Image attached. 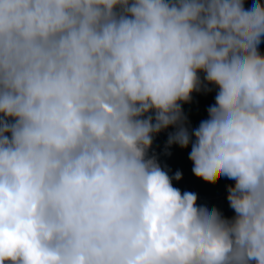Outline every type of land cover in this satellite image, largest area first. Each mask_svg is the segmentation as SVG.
<instances>
[{
    "label": "clouds",
    "instance_id": "1",
    "mask_svg": "<svg viewBox=\"0 0 264 264\" xmlns=\"http://www.w3.org/2000/svg\"><path fill=\"white\" fill-rule=\"evenodd\" d=\"M262 40L261 0H0V264H264Z\"/></svg>",
    "mask_w": 264,
    "mask_h": 264
},
{
    "label": "rangeland",
    "instance_id": "2",
    "mask_svg": "<svg viewBox=\"0 0 264 264\" xmlns=\"http://www.w3.org/2000/svg\"><path fill=\"white\" fill-rule=\"evenodd\" d=\"M264 54V51H260ZM203 74H201L202 77ZM214 94H216L217 89L215 86H209ZM186 116L192 128L199 126V123L204 120L201 114H199L194 108L186 111ZM167 142L160 145L157 152L149 150V156L155 155L158 163L160 164L162 170H165L170 177H173L177 171L182 173V179L180 181L173 180V186L178 188L182 193L185 191L196 193L197 205L206 206L209 209L216 208L222 211L225 217L231 218L235 213L231 208H225L224 202L221 201L222 197L227 196L226 185L231 184L217 183L216 185H211L197 179L195 176H191L182 166L183 159L191 151V147L188 149H180L178 146L173 145L171 148L166 149ZM166 151L170 155L165 154ZM223 209V210H222Z\"/></svg>",
    "mask_w": 264,
    "mask_h": 264
},
{
    "label": "trees",
    "instance_id": "3",
    "mask_svg": "<svg viewBox=\"0 0 264 264\" xmlns=\"http://www.w3.org/2000/svg\"><path fill=\"white\" fill-rule=\"evenodd\" d=\"M261 2H264V0H261ZM251 4L252 0H246V7H250ZM259 50L264 51V40H262V43L259 45ZM215 95L216 94H214L212 91H209L207 93L203 91L199 93H193L191 102L183 105V111L186 114V111H189V109L194 108V110L201 114V116L205 120L208 118L207 109L209 108V106L215 103ZM171 131H173V129L170 128L167 131L161 132L159 135H157L154 138L153 145L150 151L157 152L159 150L160 145L167 142L168 133ZM188 157L189 154L184 157L182 166L191 176H194L192 173V163L190 162ZM233 182V180L226 179L224 181V184H231ZM226 197L227 196L222 197L221 201L224 202L225 208H230Z\"/></svg>",
    "mask_w": 264,
    "mask_h": 264
}]
</instances>
